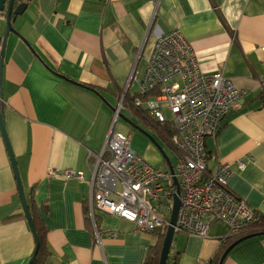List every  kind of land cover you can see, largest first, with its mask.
Listing matches in <instances>:
<instances>
[{
  "label": "crops",
  "instance_id": "obj_1",
  "mask_svg": "<svg viewBox=\"0 0 264 264\" xmlns=\"http://www.w3.org/2000/svg\"><path fill=\"white\" fill-rule=\"evenodd\" d=\"M26 2L6 40L0 111L26 199L43 222L45 264H144L157 242V234L126 219L100 211L89 217L87 154L102 149L122 95L119 114L155 129L132 101L156 37L174 29L191 44L201 72L220 71L246 91L206 139L216 159L208 165L229 163L228 188L264 215V0ZM4 31L0 11V37ZM113 128L148 163L160 164L141 131L124 123ZM65 169L83 180L48 176ZM228 237L222 221L206 237L175 233L167 264H209ZM34 246L0 133V264H27ZM222 264H264V234L236 244Z\"/></svg>",
  "mask_w": 264,
  "mask_h": 264
},
{
  "label": "built area",
  "instance_id": "obj_2",
  "mask_svg": "<svg viewBox=\"0 0 264 264\" xmlns=\"http://www.w3.org/2000/svg\"><path fill=\"white\" fill-rule=\"evenodd\" d=\"M137 95L145 98H135L132 105L175 152L174 161L169 158L174 174L167 166L148 163L130 147L127 134L114 130L122 95L102 149L87 154L92 172L86 198L89 217L94 219L95 211H100L132 222L141 232L165 231L176 191L175 176L180 192L175 233L206 237L216 221L228 224L229 236L248 229L259 216L228 188L231 165L217 160L210 167L208 162L216 159L206 149V139L217 134L246 91L220 71L201 72L191 44L174 29L156 37ZM166 125L169 135L162 131ZM237 167L243 170L245 163L238 161ZM58 174L83 180V174L72 169L52 170L48 176Z\"/></svg>",
  "mask_w": 264,
  "mask_h": 264
},
{
  "label": "water",
  "instance_id": "obj_3",
  "mask_svg": "<svg viewBox=\"0 0 264 264\" xmlns=\"http://www.w3.org/2000/svg\"><path fill=\"white\" fill-rule=\"evenodd\" d=\"M26 1L27 0H0V11L5 13V31H4L3 36L0 37V96L1 97L3 96L2 95V71H3V59H4V54H5V45H6L7 36L9 33H15L16 32L12 26V23L15 20L16 16L21 14L24 11V9L26 8V6H27ZM125 120L134 129L141 131L144 135L147 136V138H149L151 141L154 142V144L160 150V152L163 156V159L166 162L168 169L170 170L171 173L174 174V170H173V167H172V164L170 162L169 157L164 153V151L161 149V147L155 141V139L153 137H151L149 134H147L145 131H143L141 128H139V126L134 124L132 121H130L126 118H125ZM0 133H1V136L3 138L4 144H5L8 156H9V160H10L11 167H12V170L14 173V177H15L16 182H17V188H18L20 203H21L23 212L25 214L26 220L28 222V225L30 227V230L32 232V235L34 237V242H35L34 251H33V254L27 263V264H32L35 257H36V254L38 252L39 239H38V236L36 234L34 224H33L30 212H29L26 195H25V192L23 189V185L21 183L17 163H16V160H15V157H14V154H13V151L11 149V145H10V142H9V139L7 136V132L5 129V123H4L3 115L1 113V111H0ZM173 181H174V185L176 187V191L173 194V207H172V211H171L170 218H169V224L165 230L164 238L162 241V246H161V250H160V254H159L158 264H167L168 256L170 253V248H171L173 237L175 234L174 225L176 223L177 213H178V209L180 206V192H179L178 180L175 176L173 177ZM255 235H257V234L244 235V236L240 237L239 239H237L236 241H234L231 245H229L227 247V249L224 251L223 255L221 256L219 264H222L224 258L228 254V252L236 244H238L239 242H241L244 239L253 237Z\"/></svg>",
  "mask_w": 264,
  "mask_h": 264
},
{
  "label": "trees",
  "instance_id": "obj_4",
  "mask_svg": "<svg viewBox=\"0 0 264 264\" xmlns=\"http://www.w3.org/2000/svg\"><path fill=\"white\" fill-rule=\"evenodd\" d=\"M82 86H84V87H86L88 89H91L93 91H96L94 88H92V87H90L88 85H82ZM136 96L139 97L140 99H144L145 98V97L140 96V95H136ZM125 99H126V96L123 98L122 104H123ZM162 131L165 132V134H167V135L171 134V130L169 129L168 125H166L162 129ZM27 203H28L29 212H30L33 224H34V228H35L36 234H37L38 239H39L38 252H37L36 257H35V259H34L32 264H45L44 262H45V258L47 256V251H46V246H45V229H44V226H43V222L40 219V217L37 215V212L34 209V206L32 204H29L28 201H27ZM164 234H165L164 230L157 234L158 235V240L155 243V245H152V246L149 247L148 253H147V257H146V259L144 261V264H158L159 254H160V250H161ZM249 234H257V235L264 234V215H260L258 217V220L253 222L248 227V229H246L242 233H240L238 235H235V236H229L225 240V243L220 247L218 253L214 256L213 259L210 260L209 264H219L221 256L223 255V253L227 249V247L229 245H231L234 241L239 239L240 237H242L244 235H249ZM173 260L177 261V255H175V257H173ZM168 261H169V256H168L167 263H168Z\"/></svg>",
  "mask_w": 264,
  "mask_h": 264
},
{
  "label": "rangeland",
  "instance_id": "obj_5",
  "mask_svg": "<svg viewBox=\"0 0 264 264\" xmlns=\"http://www.w3.org/2000/svg\"><path fill=\"white\" fill-rule=\"evenodd\" d=\"M123 114V116H122ZM164 114L166 115L167 118L170 117V114L167 110H164ZM130 115L127 113V111H120V114H118L117 119L114 123L115 125L118 124H126L129 125L132 129H134L128 122H126L125 118L132 121V119L129 118ZM134 124H136L137 126H139V128H141L143 131H145L147 134H149L151 137H153L155 139V141L159 144V146L161 147V149L164 151V153L171 159V161H174V157H175V152L174 150L167 144L166 141L163 140L162 137L159 136L158 132L156 129H154L152 126H149L148 124L143 123L142 121H138L139 123H136L135 120L132 121ZM135 130H131V132H133ZM141 134V133H140ZM142 135V134H141ZM143 136V135H142ZM144 137H146L144 135ZM147 138V137H146ZM148 140H150L149 138H147ZM151 141V140H150ZM154 152L159 156V160H160V164L157 165H153L155 167L158 168H164L165 166H163V156L160 152V150L157 148V146L154 144L153 141H151Z\"/></svg>",
  "mask_w": 264,
  "mask_h": 264
}]
</instances>
